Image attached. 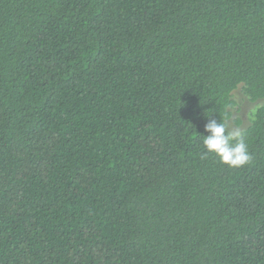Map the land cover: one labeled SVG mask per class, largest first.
I'll return each mask as SVG.
<instances>
[{"label":"trees","instance_id":"1","mask_svg":"<svg viewBox=\"0 0 264 264\" xmlns=\"http://www.w3.org/2000/svg\"><path fill=\"white\" fill-rule=\"evenodd\" d=\"M0 264H264V0H0Z\"/></svg>","mask_w":264,"mask_h":264},{"label":"clouds","instance_id":"2","mask_svg":"<svg viewBox=\"0 0 264 264\" xmlns=\"http://www.w3.org/2000/svg\"><path fill=\"white\" fill-rule=\"evenodd\" d=\"M204 130L207 133L202 135L205 155H215L221 163L232 168L242 167L251 161L244 134L239 128L230 129L226 119L222 118L220 122L209 119Z\"/></svg>","mask_w":264,"mask_h":264},{"label":"rangeland","instance_id":"3","mask_svg":"<svg viewBox=\"0 0 264 264\" xmlns=\"http://www.w3.org/2000/svg\"><path fill=\"white\" fill-rule=\"evenodd\" d=\"M237 104L232 109V117L229 119L230 129L239 128L241 131L247 128L251 122L252 111L260 101L251 100L243 91L238 88L235 91Z\"/></svg>","mask_w":264,"mask_h":264}]
</instances>
